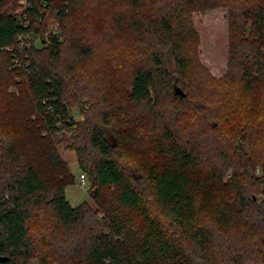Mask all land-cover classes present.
Wrapping results in <instances>:
<instances>
[{
  "label": "trees",
  "instance_id": "obj_1",
  "mask_svg": "<svg viewBox=\"0 0 264 264\" xmlns=\"http://www.w3.org/2000/svg\"><path fill=\"white\" fill-rule=\"evenodd\" d=\"M220 8L227 71L198 78ZM0 264H264V0H0Z\"/></svg>",
  "mask_w": 264,
  "mask_h": 264
},
{
  "label": "rangeland",
  "instance_id": "obj_2",
  "mask_svg": "<svg viewBox=\"0 0 264 264\" xmlns=\"http://www.w3.org/2000/svg\"><path fill=\"white\" fill-rule=\"evenodd\" d=\"M21 11V8L17 9ZM45 17L39 22L37 27L43 35L48 36L51 33L61 35V23L53 12L50 10L43 11ZM194 22L196 28L200 34V45H199V64L201 69H198V78H201L204 71H207L209 76L220 78L225 75L228 64V50H229V24H228V10L227 9H216L205 13H195ZM41 37V38H40ZM42 35L29 40L35 44H39ZM120 49V45H118ZM116 47L115 37L112 43L107 46V49L114 51L118 49ZM114 53H108L105 56L97 55L95 61L108 60L110 63L114 61L112 57ZM99 70V68L97 69ZM201 70V71H199ZM97 72H95L96 75ZM89 100L84 98L81 102H76L71 105V113L75 120L82 121L86 117V111L89 110ZM61 153L64 159L67 161L71 171L75 174L77 183L69 185L66 188L67 198L72 205H78L84 201L90 202L92 199L88 193V189H84L79 186L78 181L80 173H82L77 155L74 150H68L61 148Z\"/></svg>",
  "mask_w": 264,
  "mask_h": 264
},
{
  "label": "built area",
  "instance_id": "obj_3",
  "mask_svg": "<svg viewBox=\"0 0 264 264\" xmlns=\"http://www.w3.org/2000/svg\"><path fill=\"white\" fill-rule=\"evenodd\" d=\"M261 172V168H257V173H260ZM78 184L80 187L82 188H86L88 189L89 187V183H88V180H87V176L85 175V173H80V178H79V181H78Z\"/></svg>",
  "mask_w": 264,
  "mask_h": 264
}]
</instances>
